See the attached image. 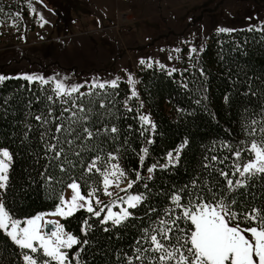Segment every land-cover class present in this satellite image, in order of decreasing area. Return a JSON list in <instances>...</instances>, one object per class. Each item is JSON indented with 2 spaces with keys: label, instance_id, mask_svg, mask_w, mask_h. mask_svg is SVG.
<instances>
[{
  "label": "trees",
  "instance_id": "obj_1",
  "mask_svg": "<svg viewBox=\"0 0 264 264\" xmlns=\"http://www.w3.org/2000/svg\"><path fill=\"white\" fill-rule=\"evenodd\" d=\"M259 24L210 33L196 55L182 56L174 72L156 64L151 68L140 66L134 98L129 99L130 88L124 80H118L114 89L81 88L82 93L92 94L81 96L77 103L89 109L87 127L100 134L91 140L71 137L74 143L61 145L64 156L59 161L47 151V144L55 143L53 135H60L54 131L55 123L67 127L66 120L56 117L71 104L56 99L50 83H29L20 75L0 74L6 77L0 81V149L6 148L13 155L8 188L0 192V199L10 213L24 219L53 210L65 185L72 180L81 184L85 195L91 186L100 193L101 176L84 169L97 156L101 157L98 166L102 167L112 153L128 181H136L137 173L141 176L128 189L129 193L144 196L137 208L129 209L132 217L114 227L111 222L102 225L98 218L80 210L60 218V223L66 232L88 241L69 250L70 259L79 252V264H128L127 258L135 255L144 230L157 226L160 218H167L165 212L174 207L173 194H180L182 203H187L197 194L211 199L212 191H225L219 171L231 173L233 152L260 139V124L252 125V121L264 123V21ZM141 112L148 114L154 130L140 122ZM38 115L49 123L42 125L35 119ZM74 127H80V135H84L82 126ZM112 127L118 132L111 133ZM253 127L257 129L255 135L251 134ZM176 147L179 155L168 162L165 154ZM212 156L218 159L213 161ZM248 159L249 154L242 153L241 162ZM61 165L65 171H61ZM154 165L148 175V168ZM232 199L237 202L234 208L238 212L264 207V178L257 176L248 181V186L235 192ZM86 219L91 228L85 234L82 229ZM248 226L241 219V227ZM0 264H24L21 250L2 233ZM72 264H76L74 259Z\"/></svg>",
  "mask_w": 264,
  "mask_h": 264
},
{
  "label": "snow or ice",
  "instance_id": "obj_2",
  "mask_svg": "<svg viewBox=\"0 0 264 264\" xmlns=\"http://www.w3.org/2000/svg\"><path fill=\"white\" fill-rule=\"evenodd\" d=\"M2 12L3 10L0 9V14ZM10 15L18 16L19 13ZM226 31L229 30L218 29L220 33ZM190 51L196 53L198 49L192 47ZM140 63L144 64L145 61L141 60ZM156 63L159 64V61ZM148 67H152L151 61L148 62ZM160 67L163 69L164 65L160 64ZM172 71L174 72L175 69ZM22 78L29 83L35 81H40L44 85L51 83L55 98L63 104H71L70 107H64L61 115L56 117L57 120H66L67 127L64 123H55L54 131L60 135H53L51 139L55 143L47 144V151L52 153L53 159L58 161L64 156V148L61 145H73L74 141L71 137H75L77 140H91L100 134L99 130L94 133L87 127L89 109L77 103L81 96L92 93H82L80 89L86 85L91 89L101 90L106 86L113 89L118 86L117 80L93 81L90 85L88 82L66 85L64 80L58 78L49 80L33 75H23ZM5 79L6 77L0 76V81ZM128 80L129 83H132L131 75ZM74 94L76 95L74 96ZM136 96L137 92L132 90L129 99ZM48 99L51 101L53 97L49 96ZM101 107L104 105L102 104ZM131 110L129 108V111ZM49 115H52L51 111ZM139 118L143 125L155 129V125L147 115H141ZM35 119L42 125L49 123L42 115L36 116ZM256 124H260V139H254L247 148L233 152L235 160L231 173L224 170L219 171V175L224 179L226 185L225 191L219 194L212 191L211 199L204 194H197L195 199H189L187 203H182L180 194H173L171 203L174 207L165 212L164 215L167 218H160L157 226L144 230L141 240L137 241L135 255L127 258L128 264H133V261H139L141 264H144L145 261L147 264H264V207H252L238 212L234 208L237 202L232 199L235 192L248 186V181L257 176L264 178V123L253 120L252 125ZM74 126H82L84 135H80V127ZM105 131L109 130L105 129ZM256 131L257 129L253 127L251 134L255 135ZM110 132L117 133L118 129L112 127ZM148 143L150 144L152 141L149 140ZM225 147L228 146L225 145ZM143 151L147 153L148 149L145 148ZM242 153L249 154L250 159L247 162H241ZM76 155L79 156L80 153L77 152ZM172 156L173 154L169 153V157ZM116 159L114 154L109 153L108 163L100 167L98 163L101 162V157L97 156L84 169L88 174L96 172L102 177L103 194L109 197L115 195L109 191L110 187L119 188L121 192H124L132 189L134 183L141 179L140 173H137L136 181L129 180L126 188L120 187L122 180L126 178V173L117 163H113ZM211 159L216 161L218 158L212 156ZM140 160H144L143 155L140 156ZM12 162L13 155L10 151L6 148L0 149V192H4L8 188ZM65 162H67L66 158ZM154 167L155 165L148 168V172L151 173ZM61 171H65L63 165H61ZM47 179L50 181L51 177H47ZM195 186L194 182L193 187ZM81 187L80 183L72 180L67 184V188L71 190V196L61 195L53 212L23 220L14 218L3 199H0V233L9 238L21 250L24 264H72V259L76 261V264H79V252L70 259L69 250L81 243L87 244L88 241L82 242L72 233L66 232L64 225L59 220L45 219V216L66 219L73 216L75 212L84 210L98 218L100 224L111 222L114 227H117L132 217V212L129 209L137 208L144 200L143 194L128 195L127 198L117 197L111 203L103 204L97 195L99 189L93 187L85 195L82 193ZM118 201H121L126 207H121L119 211H113V207L118 206ZM241 219L249 226L241 227ZM181 222L185 226H182ZM84 225L82 231L86 234L91 225L87 219L84 221ZM104 230L108 231L109 229L105 228Z\"/></svg>",
  "mask_w": 264,
  "mask_h": 264
},
{
  "label": "rangeland",
  "instance_id": "obj_3",
  "mask_svg": "<svg viewBox=\"0 0 264 264\" xmlns=\"http://www.w3.org/2000/svg\"><path fill=\"white\" fill-rule=\"evenodd\" d=\"M0 9V74L58 78L66 85L124 80L130 92H137V69L149 61L177 68L182 56L196 55L219 28L264 21V0H0ZM192 47L198 51L192 53ZM178 151L166 153V160L174 161ZM127 182L124 178L120 187ZM100 185L97 195L103 204L137 195L110 187L115 195L105 196L102 177ZM61 195L71 196L67 185ZM117 205L113 211L126 207L121 201Z\"/></svg>",
  "mask_w": 264,
  "mask_h": 264
},
{
  "label": "bare ground",
  "instance_id": "obj_4",
  "mask_svg": "<svg viewBox=\"0 0 264 264\" xmlns=\"http://www.w3.org/2000/svg\"><path fill=\"white\" fill-rule=\"evenodd\" d=\"M53 220H58V219H57V217H56V218L54 217V219H53Z\"/></svg>",
  "mask_w": 264,
  "mask_h": 264
}]
</instances>
